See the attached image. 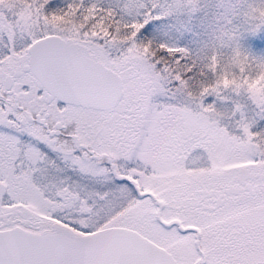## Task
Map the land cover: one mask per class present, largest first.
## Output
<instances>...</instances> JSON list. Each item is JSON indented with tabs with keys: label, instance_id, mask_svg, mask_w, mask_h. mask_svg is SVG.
<instances>
[{
	"label": "snow or ice",
	"instance_id": "1",
	"mask_svg": "<svg viewBox=\"0 0 264 264\" xmlns=\"http://www.w3.org/2000/svg\"><path fill=\"white\" fill-rule=\"evenodd\" d=\"M0 264H264V0H0Z\"/></svg>",
	"mask_w": 264,
	"mask_h": 264
}]
</instances>
